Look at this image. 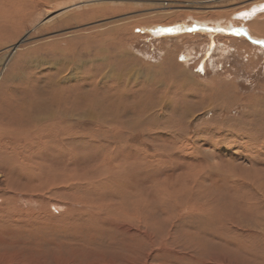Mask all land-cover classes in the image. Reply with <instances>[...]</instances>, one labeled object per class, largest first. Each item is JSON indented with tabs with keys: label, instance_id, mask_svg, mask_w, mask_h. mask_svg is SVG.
Returning a JSON list of instances; mask_svg holds the SVG:
<instances>
[{
	"label": "rangeland",
	"instance_id": "1",
	"mask_svg": "<svg viewBox=\"0 0 264 264\" xmlns=\"http://www.w3.org/2000/svg\"><path fill=\"white\" fill-rule=\"evenodd\" d=\"M259 3L264 0H53L49 8L28 5L0 21L1 104L13 97L22 103L29 96L23 89L39 94L53 81L78 111L85 106L75 103H83L81 93H95L103 108L123 101L141 119H133L138 127L123 130L121 139L163 156L182 144L187 160L197 165V183L185 181L194 188L180 183L174 193L169 187L163 200L153 191L159 186L158 172L151 171L149 187L157 200L145 212L149 215L104 200L96 190L86 195L78 190L77 197L88 203L87 214L62 198L50 205V212L20 202L26 213L16 221L0 214V264H264V194L255 190L264 182V44L246 35L234 38L233 30L220 33L226 29L221 26L217 34L197 27V20L211 27L223 18L247 25L239 14L259 11L263 25L256 29L263 39L264 6L254 8ZM103 9L106 13H100ZM125 25L132 26L117 39L106 37L100 43L97 37L86 46L72 45L75 37ZM193 25L197 30H182ZM157 28L170 31L158 36L153 32ZM225 36L235 41L221 39ZM100 48L104 53L97 54ZM63 50H70V60L57 72L64 65ZM64 76L66 82H59ZM145 101L152 110L142 115ZM135 102L140 106L134 108ZM82 128L85 138L99 132L89 122L73 130ZM95 136L105 154L118 138ZM73 140L74 148L85 142ZM84 157L72 156L73 161ZM38 168L51 173L41 164ZM109 202L110 214L97 210Z\"/></svg>",
	"mask_w": 264,
	"mask_h": 264
},
{
	"label": "bare ground",
	"instance_id": "2",
	"mask_svg": "<svg viewBox=\"0 0 264 264\" xmlns=\"http://www.w3.org/2000/svg\"><path fill=\"white\" fill-rule=\"evenodd\" d=\"M9 2L12 5L9 4ZM52 2L53 0H0V21L4 18L13 16L19 9L27 10L25 7L28 5L29 7H36L35 9H37L38 5L47 8ZM259 4L254 5V8L255 6L258 8L262 5L264 6L262 3V5ZM6 5L9 7L13 6L14 8L8 11ZM163 5L165 6L166 4L163 3ZM105 11L106 10L103 9L100 13H106ZM108 11L117 13L115 9H110ZM259 14V11H246L244 13L242 11L239 16L245 18L246 23L248 22L247 25L244 24L243 26L241 25L242 23H232L229 18H223L217 20V22H213V26L211 25V27H209L210 24L197 20V27L201 30L212 29V33H215V30L218 31L223 27L226 29L220 31V33L227 34L228 32L225 30H233L235 32L234 38L240 35H246L251 40H262L264 44V37L263 39L259 38L258 36H260V34L256 29V26L261 24V20H258L261 16ZM91 16L89 15V18ZM253 22L255 24H253ZM194 26L195 25L191 27L182 26V30H194ZM129 27L127 25L115 27L103 34H98V36H91L89 38L85 36L75 37L72 41V45L80 42L86 46L84 44L86 41L89 42L90 38L96 39L97 37L101 38L99 40L100 43H104L106 37H111V40H114L119 38V35L125 33V30ZM149 29L150 28H147V31H150ZM169 31L170 29L168 28H157L153 30L154 34L158 36ZM181 31L179 30L178 33L183 34ZM226 37L227 36L221 39L225 41H228V39L234 40L233 37ZM54 45V48L59 47V44ZM224 46L225 49L228 47L226 44H224L223 47ZM48 50L52 49L48 48ZM69 52L70 50H63L62 54L65 57V59L63 58L64 65L63 63L60 64L57 72L63 71L64 67L68 65L65 63H68L70 60L67 58ZM102 52L104 53V50L101 48L99 50L97 49V54H102ZM74 53L78 54V52ZM73 57V60H76V54H74ZM39 63L41 64L43 61H38V64ZM76 65L79 66V64ZM53 82H50V86L42 89L39 94L32 89H23L22 91L29 96L22 103L17 104L15 100H12L14 97L12 99L8 98L5 104H1L2 102L0 100V214L7 213L16 221L20 216L22 217V215L26 213V209L20 206V202H24L27 205L29 204L31 207H37L38 211L50 212V205H53L52 203L56 204L55 201L59 198L66 200L65 202H74L76 206L78 205L79 208L86 213V211H88V203L80 200L82 195L77 197L78 190H82L83 195H86L88 190H96L105 196L104 200L113 199L115 204L119 201L118 204L123 207L130 205L131 208H136L140 216L150 211V206L156 202L157 198L154 196L155 193H161L160 197L163 200V197L169 194V192H167L169 187L176 193L179 192V184L185 183L186 179L194 180L195 183H197V165H195L193 161L187 160L188 158L183 154L182 144L180 146L176 145L175 147H171L173 148V151H171L172 154L163 156L160 154H148L143 151L144 148H137L128 144L125 139H121V136L126 134L123 133V130L128 133L131 128L134 129L138 127L139 122L136 121L141 119L129 113L128 110H132V108L127 107L128 105L123 101L118 102L117 105H109L108 103L109 106L107 105L103 108L102 104H104V102L95 93H81V96H78V98H80V100L83 99V103H77L76 101L75 103L77 107L79 104L85 106L79 107L81 110L78 111L75 109L76 107H73L75 105H72V101H70L66 91L57 87V84ZM59 82H66L65 76L61 77ZM117 95L119 100H121L122 95ZM4 99L2 98V100ZM135 103L132 104L135 105L134 108L140 106L138 103ZM145 103V107L143 111H141L142 115H146V113L152 110V103L149 101H145ZM113 107H115V110ZM84 122L96 124L99 132H93L95 135L104 133L118 137L117 141L111 142V152L105 154L101 146V141L97 138L95 139L97 136L94 135L92 138H85L86 134H88L87 130L82 128L74 132V127L80 126ZM100 128L104 129L101 130ZM75 138L85 140L84 144L78 147L75 146L76 148H74L73 143H76L74 142L76 140L73 139ZM172 143L173 142H171V144ZM39 150L40 152L38 153ZM74 151L79 153V155L73 154ZM74 155L77 156V158L80 155H85L88 158L84 157V160L79 158L73 161L72 156ZM153 158L159 159L156 164L150 163ZM50 160L53 162H49ZM39 164L46 167L47 170L51 168V173L47 174L40 171L38 168ZM155 170L159 175L157 176L158 181L156 183L159 186L157 185L158 188L155 187V190L153 189V191H156L154 193L151 189L152 186L149 187V184L151 183L150 181H152L153 175L151 171L153 172ZM139 177L141 179H138ZM211 179L214 184H217L219 181L217 178L215 179V176H211ZM186 185L187 183L183 184L187 189L194 188V186L187 185V187ZM255 190L256 193L264 194V182L259 183ZM152 193H154V195ZM255 196H257V194H255ZM40 200L43 203L48 201V206L44 207L43 204L38 205ZM111 205H113L112 202H109L103 203L102 207H99L100 205L95 207H99L97 208L99 212L105 211V213L110 214L109 207ZM59 206L61 209L67 207V205L63 206L62 204H59ZM142 210L144 212H142ZM145 214L149 215L147 213Z\"/></svg>",
	"mask_w": 264,
	"mask_h": 264
},
{
	"label": "crops",
	"instance_id": "3",
	"mask_svg": "<svg viewBox=\"0 0 264 264\" xmlns=\"http://www.w3.org/2000/svg\"><path fill=\"white\" fill-rule=\"evenodd\" d=\"M195 30H197V28Z\"/></svg>",
	"mask_w": 264,
	"mask_h": 264
}]
</instances>
